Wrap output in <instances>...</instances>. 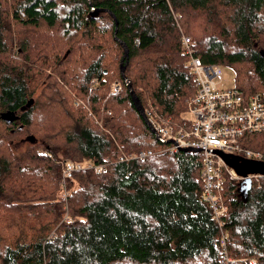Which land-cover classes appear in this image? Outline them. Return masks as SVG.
<instances>
[{
	"label": "trees",
	"instance_id": "obj_1",
	"mask_svg": "<svg viewBox=\"0 0 264 264\" xmlns=\"http://www.w3.org/2000/svg\"><path fill=\"white\" fill-rule=\"evenodd\" d=\"M3 2H15L9 13ZM98 8L113 17L93 12ZM261 10L264 0H0V113L16 115L0 118V264H264V176L251 179L243 200L237 181L223 175V250L201 198L200 153L162 150L119 74L118 41L127 48L124 77L142 108L150 99L159 117L178 124L194 91L181 33L195 42L202 63L229 67L232 87L264 103ZM57 27L74 36V45L96 37L107 43L82 54L78 88L88 90L85 103L73 93L39 103L28 89L33 64L47 63L57 48ZM114 79L121 88L108 93ZM47 102L78 112L34 113ZM29 134L34 144L4 155ZM241 144L264 153V132L245 135ZM146 149L158 153L117 161ZM105 157L110 163L101 173H73L60 199L63 160Z\"/></svg>",
	"mask_w": 264,
	"mask_h": 264
},
{
	"label": "built area",
	"instance_id": "obj_2",
	"mask_svg": "<svg viewBox=\"0 0 264 264\" xmlns=\"http://www.w3.org/2000/svg\"><path fill=\"white\" fill-rule=\"evenodd\" d=\"M180 48L185 54L187 70L193 84V94L187 102V119L172 124L168 118L159 117L151 109L149 101L143 113L157 135L160 143L165 144L162 150L178 151L181 148L197 149L200 153L201 198L210 210L211 217L219 230V243L224 250L225 232L222 230L226 205L219 194L223 175L234 181L242 177L236 175L226 166L220 157L213 153L237 155L246 159L264 161V153L244 147L241 140L245 135L264 132V103L256 93L243 96L234 87H220L221 66L202 63L195 55V42L187 35L180 34ZM117 85L111 87L112 91ZM81 104L80 100L73 102ZM155 150H139L129 155H122L117 161L134 159L141 161L155 153ZM110 160L105 157L102 162L63 160L61 166L60 199L65 200L66 182L77 171L92 170L99 174ZM258 175H248L252 178ZM225 257V255H224Z\"/></svg>",
	"mask_w": 264,
	"mask_h": 264
},
{
	"label": "rangeland",
	"instance_id": "obj_3",
	"mask_svg": "<svg viewBox=\"0 0 264 264\" xmlns=\"http://www.w3.org/2000/svg\"><path fill=\"white\" fill-rule=\"evenodd\" d=\"M14 3L15 2H3V6L6 8V13H9V10L12 8V6H14ZM260 12L261 15L264 16V10H261ZM192 20H197V19L195 16H193ZM222 20L226 22L225 17H223ZM206 24H207L206 26H209L207 22ZM10 28L13 29L14 25L12 24ZM56 38H57V42L55 45L57 46L56 50L53 51L54 49L53 48L45 56L48 62L45 64H41L39 61L33 64V72L35 74L33 75L34 77L27 82L28 89L31 91V96L40 103V101L43 100V97H52L53 100L60 101L63 100L64 98H67L70 95V93H73L77 96H82L83 98L82 101L85 103L87 102L85 99L90 98L88 95V90L87 89L84 90L82 87L78 88V85H80L82 82L81 80L82 66L84 67L85 65L84 64L85 58L82 56V54L93 53L95 48L98 47L96 46L98 44H101L102 47L108 49L107 43L101 38L96 37V38H88V39L81 38L78 40V44L74 45L73 44L74 36H70L67 34L62 35L61 29L59 27H57L56 30ZM18 51H20V48H18ZM68 52L71 53L69 56L65 58ZM131 73L133 75L135 74L133 70ZM221 79L222 81L221 84L219 85L220 87L233 86V73L229 67L224 65L221 66ZM97 82L98 80L93 78L89 80V86L94 87L97 84ZM113 85L118 86V89L116 91L111 90V87ZM120 88H121V84L119 80L114 79V81L111 82L108 87V93L117 92L120 90ZM148 101L151 102L150 99L145 100L146 103ZM57 103L59 104L60 102ZM38 107L39 106H37V108ZM65 108L68 109L72 117H75L74 115L75 112H78L73 110L70 104L66 106L65 105L55 106L54 103L47 102V105L45 107L36 109L34 113L37 114L38 112H43V114L46 115L47 117H52L55 115L59 117H65L63 114V111H66ZM36 114L34 117H38ZM182 114L185 115L186 113L182 112ZM187 116L188 115L186 114L185 117ZM33 127L36 128V124H34ZM30 130H32V128ZM33 134L35 135V133ZM14 137L16 136H13V138ZM28 146H30L28 145V142L26 141L21 142L20 145L14 148L16 150L15 152H11L9 149L8 153H4V155L6 157H9L10 155L18 154L19 152L23 151L25 147ZM252 178L256 179L257 176Z\"/></svg>",
	"mask_w": 264,
	"mask_h": 264
},
{
	"label": "water",
	"instance_id": "obj_4",
	"mask_svg": "<svg viewBox=\"0 0 264 264\" xmlns=\"http://www.w3.org/2000/svg\"><path fill=\"white\" fill-rule=\"evenodd\" d=\"M100 11H107V10L101 9V8L93 10V12H100ZM107 12H109V11H107ZM109 14H110V12H109ZM115 30L116 29L114 28L113 33H115ZM118 41L122 45V56H121V59L119 61V74L124 81L125 87H126L128 93L130 95L132 104H133L136 112L139 114V116L141 117V119L143 120V122L145 123L147 128L154 135V138L157 139L158 138L157 135L155 134L154 130L150 126L149 122L147 121V119L143 113V108H142V105H141L139 99L134 94V91L132 90V87H131L130 83L128 82V80L124 77L123 70H124V65H125L126 58H127V48L122 41H120V40H118ZM259 53L262 55V53H263L262 50H259ZM123 61H124V63H123ZM30 102H31V100L28 101V104ZM10 117H16V115H14L13 112H2V113H0L1 119L10 120L11 119ZM24 141L34 144L36 142V138L32 134H29V135H26L23 139H21L20 142H24ZM178 151L186 152V151H198V150L197 149H191V148H181V149H178ZM213 153L217 154L220 157V159L224 162V164L226 166H228L229 168H231L236 175L242 177L241 180L237 181L238 193L242 197V199L245 200L247 190L249 189V187L251 185V178L248 177V175L264 176V161H259V160H255V159H246V158H242V157L237 156V155L223 153V152H221L219 150H215V149L213 150Z\"/></svg>",
	"mask_w": 264,
	"mask_h": 264
}]
</instances>
